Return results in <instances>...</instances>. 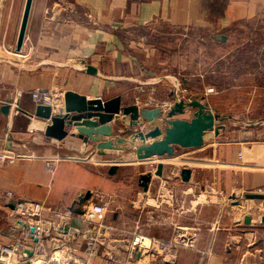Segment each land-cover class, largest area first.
<instances>
[{"label":"crops","instance_id":"crops-1","mask_svg":"<svg viewBox=\"0 0 264 264\" xmlns=\"http://www.w3.org/2000/svg\"><path fill=\"white\" fill-rule=\"evenodd\" d=\"M25 1L0 0L1 11H13L10 34L0 35V100L14 101L8 116L0 115V233L7 227L8 209L17 201L65 210L90 192L88 202L106 206L105 222L114 232L105 237L103 229L92 226L79 239L82 255L96 240L99 253L109 249L116 254L121 247L119 254L129 264H264V202L245 198L264 194V140L223 142L219 134L206 142V134L203 147H177L174 156L154 157L144 162L145 169L128 173L137 176L138 184L141 175L164 165L163 176H153L146 192L138 184L137 200L121 202L116 196L121 178L138 163L128 164L121 156H130L139 146L131 143L130 114L115 115L104 125L112 135L101 140L112 149L97 148L91 140L84 143L76 137L81 127H71L61 137L62 120H52L45 134H31L28 117L15 114L16 105L35 113V91L57 96L52 114L64 110L66 92L87 100L120 96L121 107L140 104L162 108L165 114L177 88L188 90L193 79L202 78V72L193 69L189 48L195 47L199 56H205L206 47L216 48L223 57L236 27L264 18V0H33L23 46L17 51ZM7 39L14 46L11 52ZM87 66L95 72H88ZM179 118L189 119L191 112ZM141 125L147 132L165 127L160 119ZM113 165L118 170L110 175ZM183 168L192 170L188 182L180 178ZM8 194L14 199L6 203ZM202 196L208 204L197 202ZM89 226L79 225L83 231ZM189 232L197 234L192 248L173 245ZM136 234L168 250L130 257ZM91 262L106 264L104 256Z\"/></svg>","mask_w":264,"mask_h":264},{"label":"rangeland","instance_id":"rangeland-1","mask_svg":"<svg viewBox=\"0 0 264 264\" xmlns=\"http://www.w3.org/2000/svg\"><path fill=\"white\" fill-rule=\"evenodd\" d=\"M12 13L11 9L0 10V17L2 18L0 35L2 36L8 37L10 34L9 28ZM236 28L237 30L233 31L231 45L229 48L222 50V54L224 53L223 57L220 56L221 50L219 51L216 48L206 47V51L203 53L205 56L201 55L202 57L197 54L199 52L195 47L189 48V53L194 60L193 69L202 72L200 74L202 78H200V81L193 79L188 90L177 88L179 90L178 95L180 98L185 97L186 100L194 97L204 98L203 102L214 113L224 118L220 123V125L224 126V129L219 132V134H222L220 135L221 141L230 142L238 139L264 140V18L254 24L243 26V29L239 26ZM3 29L6 32L5 30L2 31ZM14 35L15 33L12 34L10 42H13ZM7 41L8 39L4 40L5 44L9 42ZM6 47L10 52L14 49L13 44H7ZM228 52H230L229 55L227 54ZM235 85L240 88H235ZM151 104L146 103L145 105L150 107ZM135 106L137 105L135 104ZM139 106L135 108L136 110L130 112L129 117L133 135L132 145H140L156 139L155 136L151 135V130L148 132L145 131V128L141 130L142 118L139 116L140 109L150 108ZM139 134L142 136H139ZM214 136L213 132H208L206 142L213 140ZM130 153V156L129 154L121 155L124 157L123 161L128 164L138 163H135V167L130 168L132 170H127L126 176L121 178L123 179L120 182L121 186L116 191V196L120 198L121 202L125 198L138 199L137 176H130L128 173H132L133 170H136L135 168L145 169L147 165L144 163L145 161L131 160L134 153L133 151ZM151 160H154V158ZM154 173L153 176L157 177ZM199 194L198 191L195 193L196 200ZM197 202L208 204V199L206 196H202L200 201Z\"/></svg>","mask_w":264,"mask_h":264},{"label":"water","instance_id":"water-1","mask_svg":"<svg viewBox=\"0 0 264 264\" xmlns=\"http://www.w3.org/2000/svg\"><path fill=\"white\" fill-rule=\"evenodd\" d=\"M32 4L33 0L25 1L16 42L17 51H20L23 46ZM219 39L224 41L225 37L220 36ZM86 70L92 73L95 72V68L90 66H87ZM171 96L174 98L175 102L168 107L165 114L163 113L162 108L140 110L139 116L142 118L143 123H151L160 119L165 127L161 130L160 127L156 126V128L150 133L155 136V138L160 136H162V138L153 140L148 144L142 143L137 146L132 150L134 153L132 160L144 162L154 157H172L174 156L175 148L177 147L182 149L201 148L204 145V137L208 132H213L215 135H218L220 130L224 129V126L220 125L224 118L214 113V111L203 102L204 98L199 99L198 97H194L189 100L182 98L178 99L176 92ZM0 101V115L6 117L8 116L11 105L14 102L13 98L8 97ZM136 107L137 106L135 105L121 107L120 96H116L109 100H102L100 98L87 100L86 97L79 96L73 92H66L64 94L63 111H57L52 114L51 107L37 106L33 115L46 120L55 119L64 121V129L60 132L61 137L68 135L65 130L71 127H81L76 137L81 139L84 143L91 140L98 143L97 148L112 149L109 145L107 147V144L103 143L101 140L102 136L111 137L112 135L111 129L105 128L104 125L109 123L115 115L130 114L132 110H136ZM15 108L18 112L24 115H30L21 111L18 108V105H16ZM189 111L191 112V118H179ZM92 118H97L99 120L90 121ZM72 136L75 137L74 134H72ZM139 136L142 135L139 134ZM163 169L164 165L158 164L154 175L162 177ZM117 170L118 165H113L109 170V174L114 175ZM191 174V169L183 168L180 172V178L183 182H188L191 178ZM152 178L153 173L151 172L140 176L138 184L144 192L148 190ZM90 198V192H86L84 195L79 196L69 207L70 211L74 214L81 215L83 213V206L90 200ZM245 198L263 201L264 194H248ZM250 219L249 216H246L244 219L245 224H249ZM261 224H264V216L261 218ZM26 256H31V253L26 252Z\"/></svg>","mask_w":264,"mask_h":264},{"label":"built area","instance_id":"built-area-1","mask_svg":"<svg viewBox=\"0 0 264 264\" xmlns=\"http://www.w3.org/2000/svg\"><path fill=\"white\" fill-rule=\"evenodd\" d=\"M175 92L180 99L179 90L176 89ZM31 98L37 106H49L55 111L56 95L35 91ZM18 113L20 112L16 110L15 114ZM26 116L31 134H45L51 127L52 120L41 119L35 115ZM47 167L52 171V162H48ZM155 170L156 167L151 173ZM13 199L12 194H8L6 203ZM82 209L83 213L76 215L69 208L47 210L43 203L37 201L15 202L14 207L8 209L7 227L0 233V264H92L91 260L98 256H104L106 264H129L123 260V253L119 254L121 247L116 254L109 249L99 253V242L96 240L87 246L86 254L82 255L79 239L87 235L92 226L103 229L105 237L114 232V228L105 222L107 208L104 204L87 202ZM83 223L91 225L88 231L79 227ZM196 236V232L180 234L173 245L179 243L192 248ZM173 249L172 247L171 253ZM167 250L158 241L136 234L128 253L130 257H134L136 254H147L148 251L155 255ZM26 252L31 253V256H26Z\"/></svg>","mask_w":264,"mask_h":264},{"label":"bare ground","instance_id":"bare-ground-1","mask_svg":"<svg viewBox=\"0 0 264 264\" xmlns=\"http://www.w3.org/2000/svg\"><path fill=\"white\" fill-rule=\"evenodd\" d=\"M181 93V92H180Z\"/></svg>","mask_w":264,"mask_h":264}]
</instances>
